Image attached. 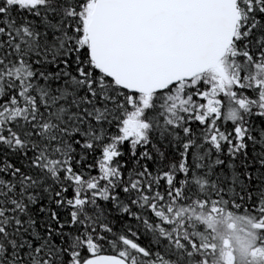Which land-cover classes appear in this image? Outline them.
I'll return each instance as SVG.
<instances>
[{"label": "snow or ice", "instance_id": "snow-or-ice-1", "mask_svg": "<svg viewBox=\"0 0 264 264\" xmlns=\"http://www.w3.org/2000/svg\"><path fill=\"white\" fill-rule=\"evenodd\" d=\"M0 264H264V0H0Z\"/></svg>", "mask_w": 264, "mask_h": 264}, {"label": "trees", "instance_id": "trees-1", "mask_svg": "<svg viewBox=\"0 0 264 264\" xmlns=\"http://www.w3.org/2000/svg\"><path fill=\"white\" fill-rule=\"evenodd\" d=\"M242 228L241 224L237 225V231H239ZM219 231L223 233L224 235H230L229 229L226 227L225 223L221 222L219 225ZM227 246V244H226Z\"/></svg>", "mask_w": 264, "mask_h": 264}, {"label": "rangeland", "instance_id": "rangeland-1", "mask_svg": "<svg viewBox=\"0 0 264 264\" xmlns=\"http://www.w3.org/2000/svg\"><path fill=\"white\" fill-rule=\"evenodd\" d=\"M227 236V235H226Z\"/></svg>", "mask_w": 264, "mask_h": 264}]
</instances>
